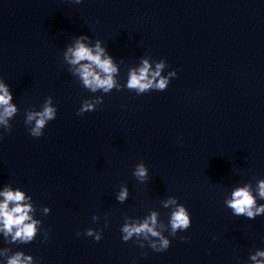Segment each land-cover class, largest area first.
Returning a JSON list of instances; mask_svg holds the SVG:
<instances>
[{
    "label": "clouds",
    "instance_id": "clouds-1",
    "mask_svg": "<svg viewBox=\"0 0 264 264\" xmlns=\"http://www.w3.org/2000/svg\"><path fill=\"white\" fill-rule=\"evenodd\" d=\"M76 3H81L82 0H75ZM88 37L80 36L75 39L74 46H69L64 53V59L69 65L74 66L73 71L78 75L84 88L95 93L98 90L107 94L113 89L119 90V85L114 79L113 74L117 73L118 69L113 58L106 52V49L101 47V42L96 41L94 47H89L83 41ZM165 60H162L155 65V71L151 70V66L147 59L142 61V66L138 69H133L129 72L126 87L129 90H135L137 95L149 92V90L165 91L170 82L171 77H177L175 70L168 73V76H161V71L165 67ZM159 78V79H157ZM12 94L8 87L0 82V125L3 129L11 133L12 125L9 120L16 114L17 108L10 103ZM103 103V99H86L82 102L77 115L82 116L86 112L96 110L97 106ZM57 108L52 105V97H47L43 105L42 111H31L27 113L25 124L29 127V134L34 138H39L43 135V130L49 121L56 119ZM3 137L0 136V139ZM142 182L148 176V169L143 163L137 164L133 173ZM129 193L127 188H123L117 199L123 202L127 199ZM3 201H0V231L4 233L5 238L11 236V242L19 241L20 244L32 242L38 233V225L41 221L33 219L29 213L33 211L31 204L25 203L26 197L23 191H13L9 187H5L3 192H0ZM257 196L264 200V179L257 181L256 193H253L250 183L244 184L242 187H236L231 198L225 200V205L232 210L234 216H244L254 220L257 216L264 215V204H257ZM10 204L12 205L10 207ZM170 205L175 206L170 215L169 234L176 236L178 231H185L191 226V217L188 209L180 203H177L176 198H169L164 202V207ZM45 213L48 209H44ZM97 219L93 216V220ZM121 232L122 239L127 242L136 236L142 237L148 241V246L156 252H163L170 247L171 241L158 230L157 213L153 211L142 222L133 224H125ZM87 236H94L96 241H99L102 236L101 232H96L93 229H87ZM45 232V240L47 239ZM181 239H184L181 237ZM141 248L143 244L139 245ZM8 250L5 249V252ZM264 250H256L255 254L249 259L253 264H264ZM6 264H34V259L31 255H26L23 251H16L6 259Z\"/></svg>",
    "mask_w": 264,
    "mask_h": 264
}]
</instances>
